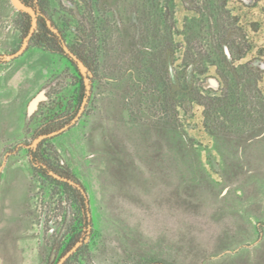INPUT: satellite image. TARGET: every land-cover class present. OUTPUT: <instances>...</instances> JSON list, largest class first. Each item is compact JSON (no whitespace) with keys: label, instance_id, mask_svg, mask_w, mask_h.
<instances>
[{"label":"rangeland","instance_id":"obj_1","mask_svg":"<svg viewBox=\"0 0 264 264\" xmlns=\"http://www.w3.org/2000/svg\"><path fill=\"white\" fill-rule=\"evenodd\" d=\"M186 1L174 0L161 26L157 15L169 13V0H40L65 44L86 51L81 108V76L63 54L28 44L9 58L28 36L19 11L0 0V264L66 261L72 198L36 176L30 150L41 131L80 112L49 139L89 200L92 227L71 264H216L264 246V72L238 79L240 87L256 81L258 93L251 98L241 88L242 101L221 107L216 126L191 103L179 110L176 128L145 84L154 74L146 63L157 44L154 29L166 35L172 28L182 65L185 23L199 17L194 9L204 0ZM207 1L209 15L219 3L230 14L237 32L230 41L241 52L226 47L231 58L244 57L235 65L264 71V0ZM201 41L206 48L212 39L204 33ZM197 79L205 90L219 87L215 67Z\"/></svg>","mask_w":264,"mask_h":264},{"label":"trees","instance_id":"obj_2","mask_svg":"<svg viewBox=\"0 0 264 264\" xmlns=\"http://www.w3.org/2000/svg\"><path fill=\"white\" fill-rule=\"evenodd\" d=\"M21 1L25 5L32 7L39 15H42V17H38L37 27L31 35L29 46L59 52L78 70L81 80L76 99L82 108L86 101L87 84L76 62L64 51L62 42L65 41L62 34L60 33L61 37H59L49 28L47 19L41 14L43 12L39 3L40 0ZM159 1L161 2L162 0ZM184 2L187 3L186 0ZM209 2L204 0L196 3L194 11L199 17L187 19L185 23L182 35L184 36L186 46L181 66L176 65L179 45L172 40V28L170 27L167 29L168 33L166 32V35H164L165 31L161 28L154 29L155 34L153 38H155L154 40L157 44L154 51L148 54L147 58L150 61H146L147 64L152 62L151 70L154 73L151 79H146V87L147 89H153V93L156 96L155 104L159 114L162 117L166 116L168 119L177 122L173 125L178 129L182 127L178 123L179 110L191 103L203 107L205 119L211 121L213 126H216L215 124L219 122L218 110L221 107L239 105L242 101L240 95L241 88L251 94V98L255 97L256 93H258L256 81L254 87L252 85L240 87L238 79L244 80L248 76L247 79L251 80L252 77L249 74H253V72H260L262 74L264 72L259 67L251 66L249 63L235 65L237 60L244 58L242 55L238 59L233 54L231 59L228 57L226 46L229 47L230 51L236 49V52H241V47L234 45V42L230 41V38L237 36V34L234 35L237 32L231 27L232 25L227 23L230 19V14L225 11L226 5L219 3L218 8L215 7L216 11L213 10L214 13L209 15L207 13V10L211 8ZM168 4L169 13L166 8H163V12L161 10L157 15L158 24L161 26L166 24L168 16L173 15L174 0H169ZM212 5L215 4L213 3ZM203 6H205L204 9ZM19 15L24 19V34L29 36L33 25V18L28 13L22 11H19ZM53 26L55 27L54 24ZM204 33L208 34L212 39L209 47H206L207 49L202 45L201 41ZM170 38L171 40H169ZM69 48L85 64L87 70L90 71L85 49L81 47L73 48L71 46ZM172 65L175 67L174 78L170 68ZM210 67L216 68L217 80L219 82V87L216 90L212 88L205 90L197 83V77L207 74ZM73 119H68L64 123H59L55 126H49L45 131H41L39 135L44 136L61 131L66 126L72 124L75 120ZM49 139L42 140L30 150V162L38 178H43L52 187L58 188L64 197L72 198L75 216L66 235V248L63 251V256L74 250L77 245L80 244V246L63 263L71 264L72 261L77 260L82 249L86 247L85 241L92 227L89 200L87 189L73 176L66 166L62 165L58 152L50 144Z\"/></svg>","mask_w":264,"mask_h":264},{"label":"water","instance_id":"obj_3","mask_svg":"<svg viewBox=\"0 0 264 264\" xmlns=\"http://www.w3.org/2000/svg\"><path fill=\"white\" fill-rule=\"evenodd\" d=\"M12 5L18 10V11H22V12H25V13H28L29 15L32 16L33 18V25H32V29H31V33L29 34V36L27 37V39L25 40L24 42V45L22 47V49L20 50L19 53L15 54V55H12V56H9V58L11 59H14L18 56H20L23 52H24V49L28 46L29 44V40L31 38V35L32 33L34 32V29L37 27V23H38V17H39V14L30 6H27L25 5L24 3H22L21 0H10ZM49 28L54 32L56 33L59 37H61V34L59 33V31L52 25V23L50 21L47 22ZM62 45H63V49L64 51L70 56V58L72 60H74L78 66V68L80 69L82 75L84 76L85 78V82L86 84L88 83V79H87V68L85 66V64L71 51V49L65 44V42H62ZM226 53L228 55L229 58H231V55H230V51L229 49L226 47ZM262 67L264 68V63H262ZM171 73L173 75V78H174V70H173V67L171 66ZM214 85L218 86V82L214 81L213 82ZM88 89H89V86H88ZM43 98H45L44 94H41L38 98H36L32 105H31V108H30V112H33V110L36 108L38 102L40 100H42ZM82 112L79 113V116L72 122V124L66 126L64 129H62L61 131H58V132H55L53 134H49V135H45V136H41L40 138H38L34 143L33 145L36 146L39 142H41L42 140L44 139H47V138H53L57 135H60L61 133H63L64 131L68 130L73 124H75L76 121H78L80 115H81ZM65 180V179H64ZM73 183V182H71ZM79 245H77V247H79ZM76 247V248H77ZM72 250L71 252H69L63 260H66L75 250Z\"/></svg>","mask_w":264,"mask_h":264},{"label":"crops","instance_id":"obj_4","mask_svg":"<svg viewBox=\"0 0 264 264\" xmlns=\"http://www.w3.org/2000/svg\"><path fill=\"white\" fill-rule=\"evenodd\" d=\"M7 117L9 118V114L5 118ZM216 264H264V246L257 244L241 248L235 254L219 259Z\"/></svg>","mask_w":264,"mask_h":264},{"label":"flooded vegetation","instance_id":"obj_5","mask_svg":"<svg viewBox=\"0 0 264 264\" xmlns=\"http://www.w3.org/2000/svg\"><path fill=\"white\" fill-rule=\"evenodd\" d=\"M39 17H42V15H39Z\"/></svg>","mask_w":264,"mask_h":264}]
</instances>
